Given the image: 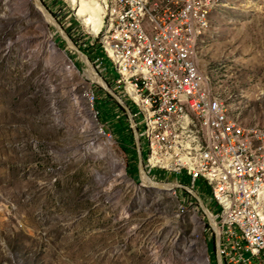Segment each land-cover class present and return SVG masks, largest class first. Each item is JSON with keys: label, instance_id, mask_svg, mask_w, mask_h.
Returning a JSON list of instances; mask_svg holds the SVG:
<instances>
[{"label": "rangeland", "instance_id": "1", "mask_svg": "<svg viewBox=\"0 0 264 264\" xmlns=\"http://www.w3.org/2000/svg\"><path fill=\"white\" fill-rule=\"evenodd\" d=\"M82 7L0 0V264L215 263L201 207L181 214L182 191L140 177L111 84L86 56L104 83L91 77L73 42H84V28L108 77L125 87ZM210 16L200 69L238 121L264 126V0H217ZM199 178L195 189L208 203L212 187Z\"/></svg>", "mask_w": 264, "mask_h": 264}, {"label": "built area", "instance_id": "2", "mask_svg": "<svg viewBox=\"0 0 264 264\" xmlns=\"http://www.w3.org/2000/svg\"><path fill=\"white\" fill-rule=\"evenodd\" d=\"M87 1L99 7L100 20L107 22L117 50L127 53L123 67L139 85L151 118L159 119L153 136L158 149L155 159L189 155L193 161H205L213 183L208 203L215 202L219 210L210 209L195 189L203 181L196 169L157 171L153 163L145 162V130L134 110L137 105L108 77L96 40H90L84 28L78 29L84 42L74 37L76 49L105 73L104 81L111 84L109 90L134 136L140 177L144 173L153 181L174 182L185 196V205L201 207L214 243L216 262L211 264H264V132L235 129L231 115L217 103L218 95L208 91L191 47V39L203 28L202 7L207 0ZM65 3L72 16L69 1ZM108 13L116 14V23H108ZM70 25L79 27L73 21ZM181 175L189 178L188 184Z\"/></svg>", "mask_w": 264, "mask_h": 264}, {"label": "bare ground", "instance_id": "3", "mask_svg": "<svg viewBox=\"0 0 264 264\" xmlns=\"http://www.w3.org/2000/svg\"><path fill=\"white\" fill-rule=\"evenodd\" d=\"M75 3L78 1L73 0ZM83 1V0H81ZM80 6L86 7L87 17L88 20V27L95 31L97 38H99V42L101 48H104V52L106 53L107 57L113 61L123 77L125 81V87L122 89V92H127L128 100L131 104L137 105V112L139 113V118L141 119L140 126L145 130L143 131V146L144 143L149 147V153L147 157H145L146 163H153V167L157 171H170L174 169H178L180 167H184L186 169H196L198 173V177L201 175L202 177L206 178L208 183L211 185L213 190V183L212 177H210V170L207 169V164L203 160H195L193 161L189 155H180L176 158H165L162 159H155L158 156V149L154 146V139L153 136L156 135V128H159V119L158 118H151V111H149V104L147 100L144 99L143 94L139 91V85L135 83L134 80H131L127 70L123 67V61H127V53H121L117 50V43L111 38V31L107 29V22H101L100 17V9L94 4H91L89 1H86V5L83 4ZM217 0H207L204 6L202 7V23L203 28L197 31L196 35L191 39V47L193 56L195 59L199 60L198 56V43L200 38L203 34L208 30L211 25L210 22V15L212 13L213 8L216 5ZM37 3V1H36ZM38 7L45 13L48 20H52V18L48 15L47 11L42 8L39 4ZM82 7V8H83ZM84 13V10L83 12ZM85 18V17H84ZM108 23H116V14L115 13H108ZM90 39V38H89ZM94 40V39H90ZM82 59L89 64V70L91 77L101 83H104L103 79L96 73L93 69L92 64L89 62L88 58L81 54ZM206 84L208 86V91L214 95L215 94L212 89L210 88L209 82L206 78ZM217 103H222L224 109L226 111V115L230 116V124L234 126L235 129H242L249 134H260V132H264V126L260 125H244L235 117V115L229 110V106L219 97L217 96ZM143 178L145 183L149 186H153L158 190H173L176 192L177 186L174 182H157L153 181L152 179L148 178L145 174H143ZM171 192V191H170ZM188 206L185 205V198L181 199L179 203V210L181 214L186 213ZM183 210V211H182ZM207 219V218H206ZM205 219V220H206ZM195 221L200 223L195 218ZM205 223L207 222L204 221ZM209 224V222H208ZM199 264H208L206 258H198Z\"/></svg>", "mask_w": 264, "mask_h": 264}, {"label": "trees", "instance_id": "4", "mask_svg": "<svg viewBox=\"0 0 264 264\" xmlns=\"http://www.w3.org/2000/svg\"><path fill=\"white\" fill-rule=\"evenodd\" d=\"M120 121L122 122V119H120ZM132 134V133H131ZM125 148V147H124ZM125 150H126V148H125Z\"/></svg>", "mask_w": 264, "mask_h": 264}]
</instances>
